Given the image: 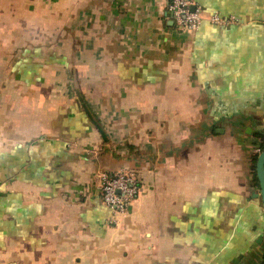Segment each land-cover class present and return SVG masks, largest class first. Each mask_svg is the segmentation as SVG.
<instances>
[{"label": "crops", "instance_id": "1", "mask_svg": "<svg viewBox=\"0 0 264 264\" xmlns=\"http://www.w3.org/2000/svg\"><path fill=\"white\" fill-rule=\"evenodd\" d=\"M195 1L240 21L183 34L168 0H0V264H262L264 0ZM126 170L143 193L115 222L100 176Z\"/></svg>", "mask_w": 264, "mask_h": 264}, {"label": "built area", "instance_id": "2", "mask_svg": "<svg viewBox=\"0 0 264 264\" xmlns=\"http://www.w3.org/2000/svg\"><path fill=\"white\" fill-rule=\"evenodd\" d=\"M169 11L179 30H199L203 22L213 25L227 26L240 21L239 18H224L218 13H207L195 0H168ZM100 192L103 203L113 211L112 220L127 214L137 200L144 185L139 174L132 171L103 172L100 176Z\"/></svg>", "mask_w": 264, "mask_h": 264}, {"label": "water", "instance_id": "3", "mask_svg": "<svg viewBox=\"0 0 264 264\" xmlns=\"http://www.w3.org/2000/svg\"><path fill=\"white\" fill-rule=\"evenodd\" d=\"M76 87H77L78 98L80 100V103H81L86 115L88 116L90 121L96 126V128L99 130V132L103 136L104 140H108L107 134H106L105 129L103 128L101 122L94 115V113L91 111V109H90L89 105L87 104L79 86L76 85ZM256 174H257V178L259 181V187H260V193L258 194V196H261L263 208H264V150H262L260 152V154L258 155L257 162H256Z\"/></svg>", "mask_w": 264, "mask_h": 264}, {"label": "trees", "instance_id": "4", "mask_svg": "<svg viewBox=\"0 0 264 264\" xmlns=\"http://www.w3.org/2000/svg\"><path fill=\"white\" fill-rule=\"evenodd\" d=\"M173 27L179 33H183V34L184 33H191L192 34V33L198 31V30H196V31H182V30L178 29L177 25H175ZM254 146H256V150H254V152H252V154L250 156V160H251V169H252V172H253V175H254V179L258 183L259 181H258L257 174H256V162H257L258 155L260 154V152L262 150H264V130H258V131L255 132V134H254ZM107 172L115 173V172H112V171H107ZM139 180L143 184V177L141 175H139ZM100 196H101V199L103 201L101 192H100ZM139 197H140V195H139ZM262 264H264V256H263Z\"/></svg>", "mask_w": 264, "mask_h": 264}, {"label": "rangeland", "instance_id": "5", "mask_svg": "<svg viewBox=\"0 0 264 264\" xmlns=\"http://www.w3.org/2000/svg\"><path fill=\"white\" fill-rule=\"evenodd\" d=\"M20 12H21V10H16V13H20ZM33 13H34V11H33ZM44 13H47V12L44 11ZM44 19L46 21H48L49 20V16L45 17ZM46 25L50 28V24L49 23H47ZM254 150H256V146H253V152H254ZM126 171H132V170H126ZM132 172H134V171H132ZM142 193H143V191L141 192V194Z\"/></svg>", "mask_w": 264, "mask_h": 264}]
</instances>
